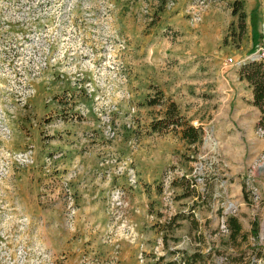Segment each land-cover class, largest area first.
<instances>
[{
    "label": "rangeland",
    "instance_id": "rangeland-1",
    "mask_svg": "<svg viewBox=\"0 0 264 264\" xmlns=\"http://www.w3.org/2000/svg\"><path fill=\"white\" fill-rule=\"evenodd\" d=\"M234 1L0 0V264H264V124L236 75L264 61V0L240 38ZM169 102L195 150L148 129ZM177 214L197 229L162 230Z\"/></svg>",
    "mask_w": 264,
    "mask_h": 264
},
{
    "label": "trees",
    "instance_id": "trees-1",
    "mask_svg": "<svg viewBox=\"0 0 264 264\" xmlns=\"http://www.w3.org/2000/svg\"><path fill=\"white\" fill-rule=\"evenodd\" d=\"M166 0H162V3L165 4ZM231 14L232 16H236L239 21V32L238 38L242 36L244 31L246 30V13L244 12V1L235 0L231 4ZM239 80H244L248 83L251 92H252V101L251 105L256 107L259 110L261 115L259 119V126H263L264 124V61H248L242 64L238 70ZM158 96H162V94L158 91ZM152 98L147 99V106H162L163 102L161 98ZM148 129L151 133H157L158 135L165 134H174L178 136L180 141L183 142L188 147H193L195 150L201 142L202 138V128L192 126L179 112L177 106L174 102H169L165 108L163 117L160 119L152 120ZM177 184L181 185L184 188V194L182 197L189 196L191 192H195L193 189V185L195 182L189 183L185 178L179 179L176 181ZM176 184V183H175ZM190 220V222L194 223L191 216H186L184 214H177L174 217L170 218L164 225L162 230L172 229L174 227L179 226V222ZM225 224L228 230V238L229 242L233 247H238L239 244L245 242L247 239V235L243 232V228L241 223L233 216L226 217ZM195 229H197V224L195 225ZM252 235H256L257 226L253 228L250 232ZM201 235H198V238ZM165 236L163 237V241L165 240ZM201 238V237H200ZM200 241V239H199ZM165 242V241H164ZM212 249L207 254H201L200 252H194L192 254H187L185 251H173L171 254H177L181 256L180 259H175L173 261H169L165 264H197L204 259H211ZM228 263L233 258L227 257ZM162 259H158L160 262Z\"/></svg>",
    "mask_w": 264,
    "mask_h": 264
},
{
    "label": "crops",
    "instance_id": "crops-1",
    "mask_svg": "<svg viewBox=\"0 0 264 264\" xmlns=\"http://www.w3.org/2000/svg\"><path fill=\"white\" fill-rule=\"evenodd\" d=\"M238 70H239V69H236V75H237V76H238ZM238 78H239V76H238ZM243 82L245 83V86H246V87L249 86L247 82H245V81H243ZM245 100H246V103L250 106V108H252V110H255V109L257 110V114H256V113H255V114H256L257 116H259V115H260L259 110H258L256 107H254V106L251 105V101H252V92H251V89H250V88L248 89V94H247V97H246ZM253 108H255V109H253ZM254 112H255V111H254ZM255 114H253V115L255 116ZM258 118H259V117H258ZM46 245L49 246V247H51V248L53 247V246L51 245V242H50L48 239H47V243H46Z\"/></svg>",
    "mask_w": 264,
    "mask_h": 264
},
{
    "label": "built area",
    "instance_id": "built-area-1",
    "mask_svg": "<svg viewBox=\"0 0 264 264\" xmlns=\"http://www.w3.org/2000/svg\"><path fill=\"white\" fill-rule=\"evenodd\" d=\"M63 187L65 188V190H68V189H67V184L63 183ZM119 192H120L119 190H115L114 195H115L116 199H117V198L119 197V195H120ZM71 205L73 206V203H72ZM221 228H222V230H223L224 232H228L227 227H226V224H225V225L223 224Z\"/></svg>",
    "mask_w": 264,
    "mask_h": 264
}]
</instances>
